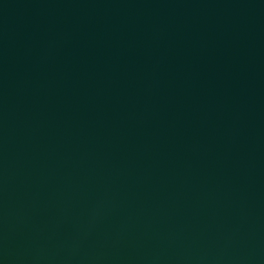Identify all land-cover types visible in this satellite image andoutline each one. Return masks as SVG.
<instances>
[{"label": "water", "instance_id": "1", "mask_svg": "<svg viewBox=\"0 0 264 264\" xmlns=\"http://www.w3.org/2000/svg\"><path fill=\"white\" fill-rule=\"evenodd\" d=\"M0 264H264V0H0Z\"/></svg>", "mask_w": 264, "mask_h": 264}, {"label": "bare ground", "instance_id": "2", "mask_svg": "<svg viewBox=\"0 0 264 264\" xmlns=\"http://www.w3.org/2000/svg\"><path fill=\"white\" fill-rule=\"evenodd\" d=\"M52 244L53 243L46 241V240L40 242V246L42 247V251L44 254L49 253V249H50Z\"/></svg>", "mask_w": 264, "mask_h": 264}]
</instances>
